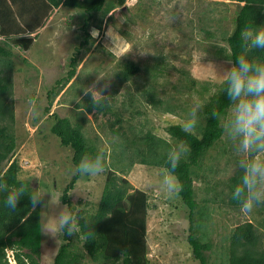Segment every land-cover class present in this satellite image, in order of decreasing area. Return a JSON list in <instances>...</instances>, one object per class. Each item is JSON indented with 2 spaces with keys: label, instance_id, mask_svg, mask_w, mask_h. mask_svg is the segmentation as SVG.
Listing matches in <instances>:
<instances>
[{
  "label": "rangeland",
  "instance_id": "rangeland-1",
  "mask_svg": "<svg viewBox=\"0 0 264 264\" xmlns=\"http://www.w3.org/2000/svg\"><path fill=\"white\" fill-rule=\"evenodd\" d=\"M238 9L239 4L233 0H126L104 17L101 29L91 27V33H97H93L96 40L90 50H83L85 54L76 75L54 100L50 112L45 110L49 102L47 92L56 84V80L67 74L75 48L84 38L80 26L87 14L79 8L61 6L32 34L37 37L28 49L15 45L12 49L11 72L16 115L13 131L17 147L13 156L19 161L22 179H28L31 187L38 191L51 193L45 194L38 204L43 225L41 264H54L55 255L62 243V235L57 234L54 217L60 207L65 205L61 200L64 188L76 175L73 149L63 146L60 138L51 131L55 122L52 114L71 116L75 120L81 110L76 105L82 103L85 96L84 92L75 94L84 87L96 85L109 97L107 102L111 111L103 113L94 110L87 113L83 129L89 141L98 150L106 152L104 158L107 164L113 163V151L118 153L120 150L117 143L121 142L122 136L114 134L110 128L117 113L124 116L121 126L127 134L132 133L131 127L145 125V132L152 130L177 146V142L166 129L172 123L183 124L184 119L190 117L191 110L197 105H200L197 116L201 124L199 111L202 102L194 89L190 95L186 92L188 86H192L193 79L196 80L195 89L203 88L205 83L222 82L223 70L230 67L229 59L215 55L220 51L219 47L225 46L220 37L224 32L232 31ZM18 12H24L26 20L29 19V12ZM203 28L210 29L216 35L207 37ZM159 57H164L167 62L166 74L160 77L159 85L154 91L173 103L183 101L185 105L180 116L156 110L145 101L140 86L145 83V70L134 77L138 84L133 80H123L120 83L117 79L124 62L131 60L145 67L157 62ZM137 85L140 86L138 89ZM173 85H178L179 90H172ZM129 92L133 93L136 101L131 108L127 106ZM29 100L34 101L39 108V119L31 117ZM230 147L237 148L232 153L241 159L250 158L248 153L239 152L236 141L224 134L216 147L209 152L211 159L204 160L206 165H219L218 168L226 169V163L233 160ZM222 148L227 149L228 153L220 155ZM128 161L129 159L124 160L123 164ZM232 166L234 165L229 164L227 168ZM235 168L230 169L228 174L233 173ZM117 173L119 177L124 176L129 181L130 192L139 188L149 195L147 240L150 264H200L194 257L188 240L189 208L182 202L180 195L170 198L163 190V179L168 171L137 163L128 173ZM108 174L106 167L96 177L78 178L75 187L70 191L76 211L81 210L83 214L96 211ZM222 175L225 176L226 172ZM195 185L201 199L205 196L204 191L199 188L202 185L201 180L196 178ZM261 206L264 205H258L250 214H246L243 209L218 213L219 207L215 211L199 210L195 214L198 237L202 240L205 236L211 237L214 243L213 249L206 251L209 264L226 262L222 254L230 243V230L245 221L255 224L257 232L262 236L264 247V211L260 212ZM72 236L74 243L82 250V239L77 237V233ZM7 255L10 264H16L11 250L7 251ZM83 264L123 262L94 261L86 255Z\"/></svg>",
  "mask_w": 264,
  "mask_h": 264
},
{
  "label": "trees",
  "instance_id": "trees-1",
  "mask_svg": "<svg viewBox=\"0 0 264 264\" xmlns=\"http://www.w3.org/2000/svg\"><path fill=\"white\" fill-rule=\"evenodd\" d=\"M125 1L0 0V181L6 182L10 187L23 186L28 190L38 191L31 187L28 179L20 177V164L13 156L17 140L13 131L16 115L13 99L14 81L11 72L12 49L16 46L28 49L37 37L32 34L49 19L54 10L61 6L79 8L87 14L80 26L84 38L75 48L67 74L56 80V84L47 92L49 102L45 110L50 112L54 100L76 75L78 65L85 54L84 51L90 50V46L96 40L91 33V27L95 26L101 29L104 17L116 7L123 5ZM233 1L239 4V9L234 17V27L231 32H224L221 35V41L225 42V46L219 47L220 51L215 55L226 59L245 54L240 41V32L245 25L264 26V0ZM23 10L29 12L27 13L30 14L27 15L29 19L26 20L24 12H18ZM202 30L209 38L216 35L210 29L203 28ZM247 54L250 58L264 59V50ZM156 60L157 62L145 67L128 60L124 62V67L118 73L117 79L120 83L123 80H133L138 84L135 78L140 71L145 70L147 74L145 83L140 85L145 101L156 110L180 116L185 105L183 101L173 103L163 95L160 97L154 91V88L159 85L160 77L166 74L167 67L164 57H159ZM195 82V79L191 81L192 86H188L186 93L190 95L194 89L202 102L199 111L202 121L197 131L189 135L184 132L181 123H172L166 130L177 144L184 142L190 146L189 155L181 161L174 175L183 186L179 195L190 211L188 240L193 248L194 257L199 260L200 264H209L206 251L212 250L214 243L211 237L205 236L203 240L198 237V223L195 214L199 210H204L203 212L215 211L217 207H219L218 213L229 210L240 211L242 208L233 200L232 193L238 187H242L243 170L238 166V161L241 158L232 153L234 149H237L236 147L229 149L233 160L226 163V169L218 168L219 165L215 167L212 164L206 165L204 160L211 159L209 152L224 136L221 125L212 117V113L214 111L226 112L229 108V101L226 94L221 92L223 80L221 83H205L201 89H195ZM138 86L137 89L140 87ZM171 89L179 90V87L173 85ZM81 92H83V88L78 90L75 95ZM128 99L127 106L131 108L136 102L132 92H129ZM83 100L82 103L76 105V108L81 107V110L75 120L71 116L61 117L57 113L52 114L55 122L51 131L60 138L63 146H70L73 149L75 165L85 155L106 154L105 151L98 150L89 141L83 127L86 123L87 113L94 112V110L107 113L111 111V106L108 102L102 108L93 105L90 94L84 96ZM123 120H125L124 116L117 113L116 120L110 123L111 132L121 135L122 139L117 143V148H120L119 152L113 151V163L109 165L105 160L109 177L98 207L94 213H80L83 219L80 220L77 237L82 239L83 249H79L74 243L72 235H62V243L55 255L54 264H83L86 255L94 261L117 262L122 260L123 264H150L147 240L149 195L139 188L130 192L129 181L124 176L119 177L117 172L126 174L137 163L167 170L166 157L169 150L175 145L166 138L153 133L152 130L145 132V125L137 126V128L133 126L131 127L132 133L127 134V131H123L121 126ZM115 123H119V125L117 126ZM224 153H228V151L222 148L219 154L223 155ZM126 159H129L128 163L123 164ZM229 164H233L236 168L234 166L227 168ZM232 168H235L233 173L228 174ZM224 172H226L225 176L222 175ZM79 177V175L72 177L61 196L63 204L68 205L74 212L76 209L70 191L75 187ZM196 178L201 180L202 185L199 188L205 193L201 199H199L195 185ZM263 211L264 206H261L260 212ZM229 238L230 243L222 254L223 258H226V262L224 261L222 264H264L262 236L259 235L252 221L236 225L230 230ZM42 242L43 225L40 208L38 205L35 208L32 207L27 194L21 197L15 212L0 205V264H10L8 250L13 252L17 264H41Z\"/></svg>",
  "mask_w": 264,
  "mask_h": 264
},
{
  "label": "clouds",
  "instance_id": "clouds-1",
  "mask_svg": "<svg viewBox=\"0 0 264 264\" xmlns=\"http://www.w3.org/2000/svg\"><path fill=\"white\" fill-rule=\"evenodd\" d=\"M240 41L245 54L229 58L230 67L223 70L221 92L226 94L229 108L226 112L214 111L212 117L221 125L222 133L236 141L239 152L249 154V159L238 161L239 168L243 170L242 187L233 191L232 198L246 214H250L258 205H264V155H254L264 154V59L250 58L247 53L264 50V26L245 25L240 32ZM83 92L85 96L90 94L92 104L101 108L109 99L96 85L84 87ZM28 105L31 117L39 119L41 113L35 102L29 100ZM199 107L197 105L193 108L190 117L184 119L182 127L189 135L194 134L199 127ZM189 153L190 146L181 142L167 154L168 174L163 179L162 187L170 198L178 196L182 191L183 186L174 173ZM105 168L103 153L85 155L76 164L74 174L96 177ZM26 194L35 208L45 194L51 193L31 191L23 186L10 187L0 181V205L9 211L15 212L21 197ZM80 213L81 210L74 212L68 205L60 207L54 217L57 234H76L80 220L83 219Z\"/></svg>",
  "mask_w": 264,
  "mask_h": 264
}]
</instances>
